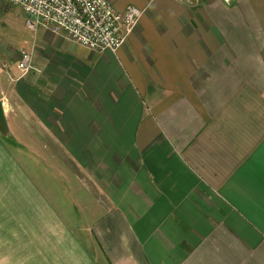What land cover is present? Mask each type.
I'll use <instances>...</instances> for the list:
<instances>
[{
  "label": "crops",
  "instance_id": "obj_1",
  "mask_svg": "<svg viewBox=\"0 0 264 264\" xmlns=\"http://www.w3.org/2000/svg\"><path fill=\"white\" fill-rule=\"evenodd\" d=\"M112 2L115 51L0 0V264H264V0Z\"/></svg>",
  "mask_w": 264,
  "mask_h": 264
},
{
  "label": "built area",
  "instance_id": "obj_2",
  "mask_svg": "<svg viewBox=\"0 0 264 264\" xmlns=\"http://www.w3.org/2000/svg\"><path fill=\"white\" fill-rule=\"evenodd\" d=\"M18 6L30 19L26 26L41 24L54 33L92 49L117 50L139 19L140 9L127 5L117 10L112 0H5ZM31 56L22 50L17 63L25 73Z\"/></svg>",
  "mask_w": 264,
  "mask_h": 264
},
{
  "label": "rangeland",
  "instance_id": "obj_3",
  "mask_svg": "<svg viewBox=\"0 0 264 264\" xmlns=\"http://www.w3.org/2000/svg\"><path fill=\"white\" fill-rule=\"evenodd\" d=\"M5 9L6 14L4 16V28L7 32L8 40L14 41L19 44L18 41H24L26 39H29L31 37L32 31L30 28H28L25 24L27 15L21 10L20 7L15 6L9 2L6 1L5 3ZM20 58V56H19ZM18 63V62H17ZM19 70V69H18ZM20 71V70H19ZM22 166L28 167L29 166V160L23 158L22 159ZM26 204L29 203V201H25ZM19 212L21 213V217L24 218V226L20 229L21 224L19 223V228H17L14 222V215L12 216V212L10 211L8 213V222H7V233L6 234H30L28 231L30 230V223L29 219H32L33 216L30 214V207L24 206V207H18ZM14 210V208H13ZM23 214V215H22ZM18 215V212H17ZM19 216V215H18ZM42 223H39L40 226ZM19 230H23V233H20ZM25 231V232H24Z\"/></svg>",
  "mask_w": 264,
  "mask_h": 264
}]
</instances>
